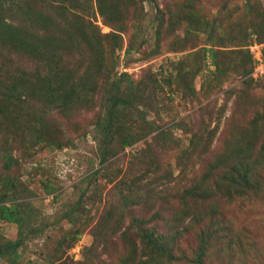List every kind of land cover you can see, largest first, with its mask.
Segmentation results:
<instances>
[{
  "label": "rangeland",
  "instance_id": "1",
  "mask_svg": "<svg viewBox=\"0 0 264 264\" xmlns=\"http://www.w3.org/2000/svg\"><path fill=\"white\" fill-rule=\"evenodd\" d=\"M18 1L58 18L70 48L37 60L0 41V205L18 218L0 213V245L20 239L0 264H196L204 235L203 264H264V0ZM60 69L76 92L55 104L5 98ZM116 92L133 102L107 136Z\"/></svg>",
  "mask_w": 264,
  "mask_h": 264
},
{
  "label": "trees",
  "instance_id": "2",
  "mask_svg": "<svg viewBox=\"0 0 264 264\" xmlns=\"http://www.w3.org/2000/svg\"><path fill=\"white\" fill-rule=\"evenodd\" d=\"M46 1V0H45ZM100 2L101 0H96ZM151 1V0H148ZM49 2V5L52 6L54 2H58L60 4L62 3H72V7L77 8L79 0H47ZM53 3V4H52ZM49 5H47V8H49ZM107 8L106 6L99 5V12L102 16H106L108 12L111 14V9H108V12H106ZM111 10V11H110ZM19 12H22L24 15V22L26 23V27H21L13 25L6 21L7 18H15L14 16H18ZM49 11L40 12L35 11L30 6L26 5V7H21L18 0H0V41L3 46L7 47L10 51L17 55H23L27 58L31 59H37L42 60L41 56H47L51 55L54 56L55 54L61 53V51L69 49L67 45L68 42L65 40H62L60 38L54 37L50 34L51 31L57 30L61 31L64 36L65 27H61L57 24L58 18L54 17L52 14L49 15ZM7 15V17H6ZM59 15V14H58ZM112 15V14H111ZM61 16V15H59ZM6 17V19H5ZM106 18V17H105ZM111 18V17H109ZM35 29H41L44 32L48 31V34L44 37H39L35 31ZM94 34L92 35L91 39L93 40ZM98 37H96L97 39ZM96 39L94 41H96ZM92 46V43H91ZM42 49V52L39 51ZM60 55V54H59ZM62 55H60L61 57ZM52 69L49 68V72ZM48 70L46 71V73ZM65 72V73H64ZM70 72H66L63 69L52 71L48 77L43 78L44 83L46 85V88H43L37 93H33L32 91L25 90L24 85H12L11 87H5L6 91L8 92L7 95H5L7 99L11 101H20L24 100L25 96H32V97H39V98H48L49 103L55 104L53 100V96L59 95V94H68L75 93L76 90L74 88H69L67 83L72 79L70 76ZM24 75H22L23 77ZM20 78V77H19ZM19 78H15L14 80H19ZM57 84L56 87H53L52 84ZM90 91H93V89L87 87L82 89V94L86 96L88 99L91 95ZM55 92V93H54ZM80 94V93H79ZM78 98V96L76 97ZM128 97H123L119 95L118 92L114 93L110 97H108L109 105L107 107V113H106V121L102 125V133L104 135L108 134L107 136H110L112 133L109 134V129L114 124L116 128L114 131L117 132V130H122L123 125L120 122L121 114L120 109L131 107L133 100H131ZM5 112V109L2 108L0 105V114ZM160 136V134H158ZM131 142V141H130ZM241 159V158H239ZM243 159V158H242ZM2 167L6 170H9L12 165L11 163L4 162L2 164ZM233 177H236L238 179L239 187L244 188L243 191L238 192L239 195H243L246 193L247 190L252 189L253 183L250 180L252 172H250V165L241 162L240 166L237 167L236 171L232 172ZM0 213L1 218L9 221L10 223H18V218L16 216V208L14 205L6 206V205H0ZM209 235H204L202 240V247H200V250L198 251V254L196 258L194 259V262L196 264H203L202 257L204 256L203 251L205 250L206 238H208ZM149 243L151 244V249L154 251V253H164L167 252L164 247H162L155 239H152L151 236L149 237ZM20 245V239H17L12 242L5 243L3 245H0V256H3L8 253H13L15 249ZM169 258V257H168ZM121 264V263H119ZM126 264V263H123ZM134 264V263H130Z\"/></svg>",
  "mask_w": 264,
  "mask_h": 264
},
{
  "label": "built area",
  "instance_id": "3",
  "mask_svg": "<svg viewBox=\"0 0 264 264\" xmlns=\"http://www.w3.org/2000/svg\"><path fill=\"white\" fill-rule=\"evenodd\" d=\"M256 52L255 62L253 67V75L254 76H263L264 74V56L261 54V49L264 50V41L260 43L258 46H254Z\"/></svg>",
  "mask_w": 264,
  "mask_h": 264
}]
</instances>
